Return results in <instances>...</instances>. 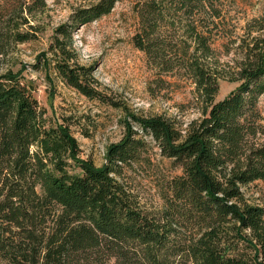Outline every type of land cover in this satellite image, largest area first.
I'll return each instance as SVG.
<instances>
[{"label":"trees","instance_id":"1","mask_svg":"<svg viewBox=\"0 0 264 264\" xmlns=\"http://www.w3.org/2000/svg\"><path fill=\"white\" fill-rule=\"evenodd\" d=\"M118 1L74 12L55 29L44 63L89 99L124 112V134L100 166L81 156L68 117L51 122L34 85L3 67L8 42H24L30 32L0 29V264H264V206L246 195L264 180V35L246 43L230 77L239 85L217 99L226 74L193 17L215 10L214 1H138L135 45L159 80L175 68L193 80L201 113L186 124L164 113L140 115L105 91L73 45L72 26L108 14ZM183 22L187 38L176 52L166 33ZM256 28L264 30V15ZM153 147L181 168L158 184L156 211L125 179L150 161Z\"/></svg>","mask_w":264,"mask_h":264},{"label":"rangeland","instance_id":"2","mask_svg":"<svg viewBox=\"0 0 264 264\" xmlns=\"http://www.w3.org/2000/svg\"><path fill=\"white\" fill-rule=\"evenodd\" d=\"M98 0H0V29L5 32H30L24 42L11 40L3 56L5 69L20 71L35 87L40 106L51 122L68 117L77 137L83 158H91L97 166L105 161L110 144L118 142L125 131L124 112L118 107L92 100L68 85L44 64L50 61L48 52L55 29L71 22L77 10ZM140 0H119L113 9L97 19L72 26L73 45L82 65L91 66L99 82L114 99L120 100L133 113L151 115L164 113L186 124L201 115L193 80L175 70L158 79L154 64L134 43L140 27L137 3ZM215 10L196 11L195 20L209 37L217 68L226 74L220 79L217 99L227 96L239 81L238 64L244 57V47L253 36L264 35L258 20L264 15V0H213ZM170 28L167 43L173 51L184 44L186 27ZM176 60V59H175ZM258 110L264 117V93L259 97ZM150 161L137 164L127 171L126 181L141 204L156 211L162 204L159 183L164 178L181 173L172 160L163 157L157 147L150 151ZM252 203L264 206V180L246 188ZM105 264H115L111 259Z\"/></svg>","mask_w":264,"mask_h":264}]
</instances>
